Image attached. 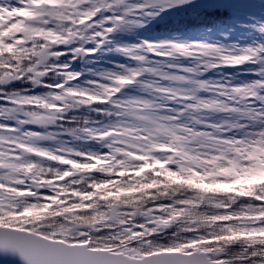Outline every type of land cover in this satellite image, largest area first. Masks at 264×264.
Masks as SVG:
<instances>
[{"label": "snow or ice", "instance_id": "1", "mask_svg": "<svg viewBox=\"0 0 264 264\" xmlns=\"http://www.w3.org/2000/svg\"><path fill=\"white\" fill-rule=\"evenodd\" d=\"M189 2L148 0L126 11ZM125 3L0 0V14L7 19L0 22V254H18L26 264H264V128L243 136L216 135L155 111L167 106L117 97L146 72L187 79L156 68L106 72L102 76L109 82L93 81V88L68 86L80 76L70 71L57 84L43 79L54 69L68 68L50 63L66 54L59 46L108 39L125 17H95ZM101 25L102 31L88 34ZM144 44L162 57L200 54L205 71L264 60V44L239 55L219 45ZM71 50L90 54L97 49ZM23 80L55 91L33 94L8 87ZM197 84L208 87L206 81ZM150 87L173 100L196 101L187 105L195 110H235L226 100L201 99L195 91ZM259 87L264 80L230 91L225 86L220 95L252 99ZM102 104L119 111L94 107ZM82 107L135 122L103 126L69 115ZM251 118L264 119V111ZM81 139L102 142L104 150L72 145Z\"/></svg>", "mask_w": 264, "mask_h": 264}, {"label": "rangeland", "instance_id": "2", "mask_svg": "<svg viewBox=\"0 0 264 264\" xmlns=\"http://www.w3.org/2000/svg\"><path fill=\"white\" fill-rule=\"evenodd\" d=\"M126 4L120 5L117 11L113 13V15L106 14L105 17H112L116 15H122L125 17L124 21L116 28L115 31L108 35V39L104 40L103 43H99L100 39L96 42H91L88 44V48L97 49L94 53H85L86 55V63H89V67L85 64L83 67V74L79 77L80 79L74 80V82H70L68 86H80V87H89L93 88V81L101 80L106 81L102 76L103 73H118V74H127L129 69L132 68H141V67H153L154 65L144 55H148V48L144 46V48H134L135 45L141 46V38H143L140 29L144 27V24L148 23L147 21L151 18L154 21L159 20L158 13L160 11L169 12L170 8H165L161 10L159 5H153L148 9H136L132 13L126 11V9L132 4H140L147 3V0H126ZM261 2L264 0H190L189 3L175 6V7H197V6H208V5H241L244 7L245 11L241 13L238 12L235 17L236 24H240L242 27H245L244 33L246 34L243 37V40L240 42L235 34H226L225 38L227 40L222 39V46L219 42H215L210 44L207 41H201L199 44H209V45H219L226 52L234 55H239L245 53L246 49L251 47H256L260 44H264V39L260 37L258 30L262 24H264V4ZM128 4V6H127ZM223 7V6H221ZM24 9H20L19 13L24 14ZM239 11V10H237ZM146 12H152L153 15H147ZM6 20L2 14H0V22L2 20ZM105 19V18H104ZM103 28L100 29L102 31ZM99 31V27H94L88 34ZM120 31L121 33H133L140 34L138 39L134 43H130L129 41L119 40L117 38V33ZM251 34V36H248ZM121 36V35H120ZM109 41H113L116 47H120V50H126V54L124 58H121V54L117 51L110 52L108 51L106 44ZM148 42H152L150 40H146ZM163 41H171L179 44L195 46L196 44L190 43V40H158L156 42ZM131 49V51H128ZM144 51V53H143ZM146 53V54H145ZM144 56L145 60L144 66L136 61V56ZM196 63H191L196 57ZM206 58L200 54H194L189 57H184L182 54H175L172 56V60L169 62L168 66L164 68L163 66L155 67L159 69L161 72H167L170 74H178L187 77L186 80L183 81H173L164 79L161 76H158L153 72L143 73L136 82L125 86L120 93L117 94V97L121 100H151L154 104L160 106L164 105L167 107H157L155 111L159 115L163 116H178L179 119L174 121L175 123L183 124L187 127L196 129V130H206L211 131L216 135H228V136H243L247 135L250 132L264 128V119L257 118L252 119L251 114L258 111H264V87L262 88V92L259 95L252 99H240L236 97V99L228 100L223 95H220L221 90L225 89L227 86V90H231L235 87H243L250 86L257 80H264V60L258 61H249L235 66H243L246 70L242 71V78L240 80L234 81L233 75L224 74L221 76H215L214 79L208 78V74L213 72L214 68L203 70L204 65L203 61ZM87 63V64H88ZM257 64V65H256ZM178 66V67H174ZM228 65L221 68L220 71L223 72ZM232 67V66H231ZM187 68H195L197 71L195 72H187ZM70 72L76 73L77 68H73ZM206 73L205 75H202ZM198 81H206L208 83V87L204 89L198 88ZM155 83L159 87L163 88H174L180 89L181 91H195L196 96L201 99H223L232 106L235 110L228 111H216V110H195L189 108L188 103H195L196 101H186L181 98H176L175 100L170 99L167 94L158 92L155 88L150 87L151 84ZM133 89H130L133 87ZM258 92V90L256 89ZM114 111H119V109H114ZM222 116L223 120L217 118V116ZM118 120L123 122H135L131 117L127 116H117ZM203 121L210 122L211 124L221 125V128L208 127L207 124L202 123ZM94 123V122H93ZM233 125H243V127H233ZM225 129L227 131L225 132ZM40 130V129H37ZM43 130V129H42ZM94 143L98 146L97 151L104 150L102 147V142L94 141ZM54 145V144H53Z\"/></svg>", "mask_w": 264, "mask_h": 264}, {"label": "trees", "instance_id": "3", "mask_svg": "<svg viewBox=\"0 0 264 264\" xmlns=\"http://www.w3.org/2000/svg\"><path fill=\"white\" fill-rule=\"evenodd\" d=\"M148 1V0H147ZM128 3V2H126ZM125 3V4H126ZM262 5L264 2H261ZM128 6V4H127ZM223 6V7H221ZM119 7V6H118ZM113 8L111 10H104L101 13L95 17L97 21L104 20L107 13L109 15H113L115 11H117L119 8ZM239 10V11H237ZM245 11L244 7L241 5H206V6H197V7H172L169 12L163 13L160 15V12L158 13L159 20L155 21L154 25H148L142 27L140 29V32L143 35V38H141V47L144 48V46L147 47V45L144 44L146 40H150L152 42H156L158 40H190L193 44L199 43L201 41H207L210 44L215 43L216 41L219 42V44L222 46V39L225 38V35L228 34H235L240 40V42L243 40V37L246 35L244 33L245 27H242L240 24H236L235 22V16L239 14L238 12ZM153 20V19H149ZM154 21V20H153ZM4 23H7V21H4ZM99 31L104 26H98ZM93 29V28H92ZM89 29L88 33L92 30ZM121 35V36H120ZM135 34L131 32H127L125 34L118 31L117 38L121 41H129L130 43H134L137 41L138 36L140 34ZM248 36H251V34H248ZM101 37H96L91 41L88 40H77L74 41L70 45H61L57 50L64 51L66 50V54L63 56H60L58 58H53L50 63L55 64H61V65H68V68L66 70L62 69H54L52 70L46 77L43 79L46 80L49 84H57L63 81L66 77L63 74L64 71H71L73 68H77V72L81 73L80 76L83 74V67L82 65L85 64L89 67V63H86V55L85 52H79L74 53L71 49L76 47H83L88 48V44L91 42H96ZM225 40H227L225 38ZM106 47L108 51L115 52L121 54V58H124L125 54L127 53L126 50H120L118 47L115 46V43L112 41H109L106 44ZM144 53V51H143ZM146 54V53H145ZM147 58H150L149 60L152 62V64L155 67L163 66L166 68L168 66L169 62L172 60V57H162L159 55H156L152 52L148 51V55H144ZM184 56V55H183ZM189 57V56H184ZM196 57H194L193 62L196 63ZM138 63H140L144 66V62L138 59L136 60ZM257 65V64H256ZM226 66V65H225ZM224 66V67H225ZM243 66H228L223 72L220 73L222 70L221 68L215 67L213 69V72L208 74V78L214 79L215 76H218L221 74H229L233 75L234 81L240 80L243 76L242 71L246 70V68L243 70ZM151 68H153L151 66ZM76 72V73H77ZM242 75V76H241ZM244 77V76H243ZM80 79V78H78ZM74 82V81H73ZM11 88H17V89H27L30 90L33 94H47L49 92L55 91V89L43 87V86H37L32 83H29L27 80L23 81H16L13 84L8 86ZM131 87L130 89H133ZM0 103H3V101H0ZM96 108H103V109H109L112 110L114 113V109L112 108V105L110 104H102V105H95ZM69 115H77L80 120L87 117L92 122H99L103 126H114L116 124L121 123L120 120H118V117L113 114L111 116L109 115H102L97 113L93 110L92 107H82L78 113L76 112H70ZM221 117V118H219ZM217 118L223 120L222 116L218 115ZM42 130V129H40ZM72 145L74 147L80 148L82 150H96L98 146L94 143V141H85L83 139L81 140H72ZM49 146H55L51 143H49ZM99 151V150H98Z\"/></svg>", "mask_w": 264, "mask_h": 264}, {"label": "water", "instance_id": "4", "mask_svg": "<svg viewBox=\"0 0 264 264\" xmlns=\"http://www.w3.org/2000/svg\"><path fill=\"white\" fill-rule=\"evenodd\" d=\"M0 264H26L18 254H0Z\"/></svg>", "mask_w": 264, "mask_h": 264}]
</instances>
